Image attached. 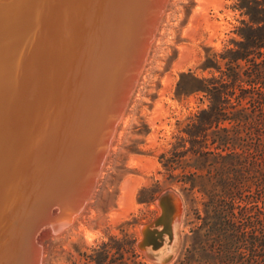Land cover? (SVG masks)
<instances>
[{
  "label": "bare ground",
  "instance_id": "obj_1",
  "mask_svg": "<svg viewBox=\"0 0 264 264\" xmlns=\"http://www.w3.org/2000/svg\"><path fill=\"white\" fill-rule=\"evenodd\" d=\"M166 1L0 0V264H41L40 226L78 219Z\"/></svg>",
  "mask_w": 264,
  "mask_h": 264
},
{
  "label": "rangeland",
  "instance_id": "obj_2",
  "mask_svg": "<svg viewBox=\"0 0 264 264\" xmlns=\"http://www.w3.org/2000/svg\"><path fill=\"white\" fill-rule=\"evenodd\" d=\"M236 1L167 0L163 5L136 87L111 140L113 145L107 146V157L78 219L61 231H54L58 225L54 222L40 226L37 243L41 264H96L88 256L101 250L103 264H159L139 244L144 226L162 214L160 197L169 188L180 194L184 204L174 245L177 254L168 264L194 253L190 250L197 239L205 244L202 241L211 227L204 205L207 197L197 189L187 195L180 178L196 171L215 172L192 167L194 158L189 148L181 158H173V149L191 117L208 103L207 99L202 102L203 92L195 90L197 82L193 78L209 77L210 69L203 68L207 58L219 55L231 40L241 39L238 29L244 16L236 8ZM148 16L146 24L152 17ZM255 194L256 186L248 180L234 199L238 229L231 232L238 233V238L231 239V264L254 262ZM55 204L51 205V215L62 211V204ZM206 244L204 250L199 247L195 251V258L205 254L209 246L215 254H221L226 241L217 230Z\"/></svg>",
  "mask_w": 264,
  "mask_h": 264
},
{
  "label": "trees",
  "instance_id": "obj_3",
  "mask_svg": "<svg viewBox=\"0 0 264 264\" xmlns=\"http://www.w3.org/2000/svg\"><path fill=\"white\" fill-rule=\"evenodd\" d=\"M235 6L244 16L238 29L241 39L231 40L223 52L207 58L203 68L210 69L209 77L193 78L195 90L203 92L202 102L208 103L191 117L173 149V158H181L189 148L192 167L215 172L196 171L180 178L187 195L197 189L207 197L204 205L211 227L205 244L197 239L190 250L194 253L175 264H231V239L238 238L231 232L238 229L234 199L248 180L256 186L258 202L252 221V243L257 246L253 264H264V0H237ZM217 230L226 241L225 250L215 254L209 246L195 258V251L204 250ZM103 254L101 250L88 258L103 264Z\"/></svg>",
  "mask_w": 264,
  "mask_h": 264
},
{
  "label": "water",
  "instance_id": "obj_4",
  "mask_svg": "<svg viewBox=\"0 0 264 264\" xmlns=\"http://www.w3.org/2000/svg\"><path fill=\"white\" fill-rule=\"evenodd\" d=\"M164 199L168 200V204L166 206L164 204ZM160 204L163 208L162 215L157 218V220L145 226L143 229L144 238L139 245L145 249L148 256L155 259L159 264H168L175 258L177 249L173 247L174 249L170 252H162L165 245L164 237L168 234L170 241H173V227L181 220L183 213V201L180 194L176 190L169 188L161 195ZM48 221L50 222L49 219ZM158 228L162 229L159 230ZM60 229L58 230L60 231Z\"/></svg>",
  "mask_w": 264,
  "mask_h": 264
}]
</instances>
